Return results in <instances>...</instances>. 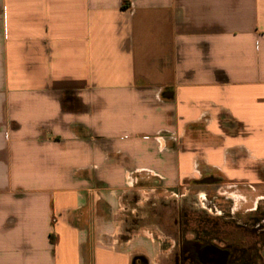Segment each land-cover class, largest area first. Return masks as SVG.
Listing matches in <instances>:
<instances>
[{
    "label": "crops",
    "instance_id": "1",
    "mask_svg": "<svg viewBox=\"0 0 264 264\" xmlns=\"http://www.w3.org/2000/svg\"><path fill=\"white\" fill-rule=\"evenodd\" d=\"M195 189L264 202V0H0V264H165Z\"/></svg>",
    "mask_w": 264,
    "mask_h": 264
},
{
    "label": "rangeland",
    "instance_id": "2",
    "mask_svg": "<svg viewBox=\"0 0 264 264\" xmlns=\"http://www.w3.org/2000/svg\"><path fill=\"white\" fill-rule=\"evenodd\" d=\"M198 190H191L185 199L155 193L132 197L135 216H131L129 227L160 236L171 252L165 264L181 263V254L187 257L198 242L232 250L230 264H264V220L257 222L264 202L257 210L245 212V205L236 210L232 200L216 191H208L204 199Z\"/></svg>",
    "mask_w": 264,
    "mask_h": 264
},
{
    "label": "flooded vegetation",
    "instance_id": "3",
    "mask_svg": "<svg viewBox=\"0 0 264 264\" xmlns=\"http://www.w3.org/2000/svg\"><path fill=\"white\" fill-rule=\"evenodd\" d=\"M217 245L211 242H198L193 245L192 251L189 255L184 256L181 254V263L176 262V264H222L221 256L224 252H228V258L225 264H230L232 250L227 248H220L224 252L218 251ZM263 256V253H262ZM178 260V259H177ZM264 261V259H263Z\"/></svg>",
    "mask_w": 264,
    "mask_h": 264
},
{
    "label": "water",
    "instance_id": "4",
    "mask_svg": "<svg viewBox=\"0 0 264 264\" xmlns=\"http://www.w3.org/2000/svg\"><path fill=\"white\" fill-rule=\"evenodd\" d=\"M218 249V251H220V252H224L222 249H220V248H217ZM227 258H228V252H224L223 253V255L221 256V262H222V264H225L226 263V261H227Z\"/></svg>",
    "mask_w": 264,
    "mask_h": 264
},
{
    "label": "trees",
    "instance_id": "5",
    "mask_svg": "<svg viewBox=\"0 0 264 264\" xmlns=\"http://www.w3.org/2000/svg\"><path fill=\"white\" fill-rule=\"evenodd\" d=\"M263 220H264V212L262 213L261 217L259 219H257V222H260V221H263ZM263 249H264V244H263Z\"/></svg>",
    "mask_w": 264,
    "mask_h": 264
}]
</instances>
